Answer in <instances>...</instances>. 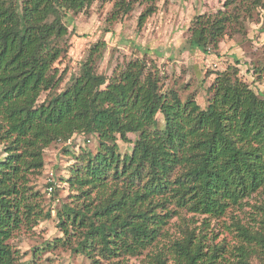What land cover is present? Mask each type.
Returning <instances> with one entry per match:
<instances>
[{
    "label": "trees",
    "instance_id": "obj_1",
    "mask_svg": "<svg viewBox=\"0 0 264 264\" xmlns=\"http://www.w3.org/2000/svg\"><path fill=\"white\" fill-rule=\"evenodd\" d=\"M93 1L0 0V264H21L9 240L51 217L31 179L43 168L44 149L73 135H96L97 148L74 156L65 181L75 194L54 210L66 237L54 245L67 243L91 264H130L128 257L139 264H264V95L230 65L215 73L204 108L192 94L162 91L157 68L144 59L106 77L94 68L103 41L58 90L62 77L53 65L67 51L68 11ZM229 1L235 16L262 2ZM130 2L115 1L107 21ZM234 19L226 10L195 16L181 48L207 53ZM254 71L264 77V64ZM128 133L135 141L121 155L117 140L130 142ZM246 206L245 222L230 214V246L209 241L184 216L219 219ZM172 217L177 233L168 228Z\"/></svg>",
    "mask_w": 264,
    "mask_h": 264
},
{
    "label": "rangeland",
    "instance_id": "obj_2",
    "mask_svg": "<svg viewBox=\"0 0 264 264\" xmlns=\"http://www.w3.org/2000/svg\"><path fill=\"white\" fill-rule=\"evenodd\" d=\"M115 1L94 0L87 7L68 11L67 51L53 65L62 77L58 90L67 83L70 75L80 71L81 62L86 59L90 47L97 41H103L105 45L101 57L94 61V68L106 77L122 70L130 60L144 59L148 65L157 68L162 91L175 89L182 99L192 94L204 108L211 95L207 88L215 73L230 65L237 68V76L251 89L264 95V77H258L254 71L255 67L264 64V0L252 5L248 12L240 11L238 16H235L236 2L232 4L229 0H130V9L120 12L115 20L109 22L107 18ZM147 8L152 10L138 26V17ZM219 10L228 11L235 19L217 47L209 46L207 53L181 48L191 20L197 15L213 14ZM46 94L42 92L37 102H41ZM157 119L161 126L160 114ZM127 137L130 142L117 140V151L121 155L133 147L135 134L128 133ZM96 148V135H73L44 149L43 168L31 179V184L42 194L45 208L51 209V217L39 221L32 229L20 228L9 240L18 250L21 264H91L88 258L74 252L67 243L54 245V239L66 237L56 227L54 210L70 203L75 194L65 181L75 164L74 156L82 150L94 152ZM2 157L0 148V160ZM51 182L53 185L48 186ZM250 210L249 206L241 211L229 209L219 219H207L206 215L191 213L184 216L191 219L187 224L196 232L206 233L209 241L230 246L235 243L227 228L230 214L245 222ZM169 221V231L177 233V218L172 217ZM100 260V264H106ZM127 261L139 264L140 260L139 257H128ZM253 264L259 263L253 259Z\"/></svg>",
    "mask_w": 264,
    "mask_h": 264
}]
</instances>
